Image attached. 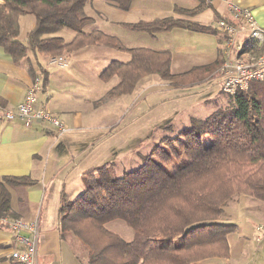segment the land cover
I'll list each match as a JSON object with an SVG mask.
<instances>
[{
	"label": "trees",
	"instance_id": "obj_1",
	"mask_svg": "<svg viewBox=\"0 0 264 264\" xmlns=\"http://www.w3.org/2000/svg\"><path fill=\"white\" fill-rule=\"evenodd\" d=\"M91 1L4 0L0 4V48L15 63L28 61L30 51L35 62L34 67L29 65L33 80L43 77L39 57L70 56L88 46L128 52L127 65L112 62L100 74L103 81L119 79L109 97L130 92L148 75L175 87L195 84L209 79L223 64L220 50L216 62L172 75L169 53L126 50L114 37L96 30L85 33L92 19L84 10ZM107 1L128 11L132 0ZM203 4L201 0L192 10L175 8L176 17L124 26L149 35L174 29L210 33L209 27L189 20L202 12ZM24 16H32L35 26L22 44L19 19ZM219 20L235 25L231 19ZM64 30L75 34L68 43L58 36ZM244 54L257 59L262 49L245 44L239 58ZM0 108L8 109L1 98ZM205 139L209 145L203 144ZM139 159L140 166L121 178H115L108 166L86 172L84 192L71 202L62 199L58 211L61 237L71 233L84 244L86 264H195L228 258L227 236L236 227L219 222L224 204L238 195L264 203V81L253 82L248 90L236 94L230 111L192 119L177 137L161 140ZM33 183L27 177L0 180V218L17 220L11 211L9 188ZM112 221L129 227L133 240L126 242L108 232L104 227ZM176 239L181 243L175 245Z\"/></svg>",
	"mask_w": 264,
	"mask_h": 264
},
{
	"label": "crops",
	"instance_id": "obj_2",
	"mask_svg": "<svg viewBox=\"0 0 264 264\" xmlns=\"http://www.w3.org/2000/svg\"><path fill=\"white\" fill-rule=\"evenodd\" d=\"M3 2L0 0V4ZM93 2L84 10L85 15L92 19L85 33L96 30L114 37L126 50L169 53L172 75L218 60V52L223 51L224 37L215 31V26L220 18L232 20L227 7L229 3L250 10L257 24L264 27V0H203L205 8L189 20L209 27L210 33L174 29L155 35L131 31L124 25L176 17L175 8L192 10L201 0H132L128 11L119 10L107 0L99 1L100 6ZM34 26L32 16L19 19V42L25 44L26 36ZM64 32L68 43L75 34L64 30L58 36ZM60 38L63 39L62 36ZM242 38L238 36L236 40ZM28 58V61L15 63L0 48V98L8 109L22 103L33 81L29 65L34 67L35 62L30 51ZM62 58L66 61V67L62 68L50 65L49 60L37 58L43 73V77L38 78L37 104L61 120L67 128L65 134L57 137L44 124L34 123L25 127L19 120L7 122L0 118V180L4 177H27L34 182L28 187H11L9 192L15 218L38 224L37 264H85L72 237L66 234L61 237L58 211L63 198L71 202L84 192L83 175L86 172L102 166L113 170L117 163L122 167L123 161L133 155L136 166L140 154L138 149L143 144L153 145L161 138L162 130L169 128V132L176 136L190 126L192 119H206L234 104L221 92L220 69L209 79L176 87L148 75L138 80L130 92L109 97V92L119 80L113 77L103 81L100 74L112 62L127 65L131 60L130 53L88 46ZM106 111L110 120H105ZM157 131L159 133L154 137ZM241 198L260 205L246 196ZM251 229L248 227L249 231ZM236 231H239L238 227ZM233 235L227 236L229 257L210 261L229 264L235 253L229 243ZM255 241L258 251L260 248L264 251V235L257 236ZM237 245L240 251L246 247L241 241ZM16 248L11 231L1 227L0 264H15L10 260V253Z\"/></svg>",
	"mask_w": 264,
	"mask_h": 264
},
{
	"label": "built area",
	"instance_id": "obj_3",
	"mask_svg": "<svg viewBox=\"0 0 264 264\" xmlns=\"http://www.w3.org/2000/svg\"><path fill=\"white\" fill-rule=\"evenodd\" d=\"M227 7L235 25L219 20L215 28L224 36L223 64L220 68L222 91L235 96L247 90L252 82L264 81V27L257 24L250 10L240 9L233 3H229ZM238 36L243 38L238 41ZM245 44L261 48L262 54L257 59L239 58ZM49 64L59 68L66 67V61L62 57L50 59ZM39 90L40 82L35 79L27 88L22 103L14 109L0 108V117L7 122L19 120L25 127L34 123L44 124L60 137L67 132V128L58 117L37 104ZM0 225L11 231L16 242L17 248L10 253V260L15 264H37V222L0 218ZM261 229L259 227L257 230Z\"/></svg>",
	"mask_w": 264,
	"mask_h": 264
},
{
	"label": "rangeland",
	"instance_id": "obj_4",
	"mask_svg": "<svg viewBox=\"0 0 264 264\" xmlns=\"http://www.w3.org/2000/svg\"><path fill=\"white\" fill-rule=\"evenodd\" d=\"M99 1H101V0H94L93 4L100 6L101 2H99ZM89 4H88V6H90ZM66 34H67L66 32L61 34V36L64 39L63 40L64 42L67 41L66 40L67 39ZM245 58H247V57H245ZM44 59L50 60L52 58H44ZM150 78H152L154 80H158V81L160 80V78L157 77L156 75H153ZM257 82H259V81H257ZM221 92L225 96L230 98L232 100V102L234 103V96H229V95L225 94L222 91V86H221ZM232 108H233V105L227 106L221 110H218L217 112H219V111H226L227 112V111H230V109H232ZM107 110H109V109H107ZM114 112H115V108H114ZM101 116L104 117L103 115H101ZM107 116H109V113L106 111L105 112V120H110L111 118L110 117L107 118ZM169 131H170L169 128L162 130V132L160 134L161 138L159 140H156L153 145L147 146V144H143V146H141L138 149L139 150L138 152L140 154L138 155V160H137L136 166H135L136 159H135L134 155L127 158V160L123 161V163L121 162L122 167H120V164L117 163V167H115L113 169L114 177L115 178H121L124 173H127V172H130V171L137 169L141 164V161L139 159L140 155L141 156L149 155L151 150L157 144H159L161 142V140L168 139V138H175L180 133L179 132L175 136V135L171 134V132H169ZM158 133H159L158 131L155 132L154 137H157ZM203 144L209 145V140L205 139L203 141ZM123 168L125 170H122ZM241 196H244V195L232 196L228 201H226V203L224 204V206L226 205L225 209H224V214H222V216L219 219V222L222 223V220L227 218L223 222V224L231 225V226L233 225L236 227L233 237H231L229 240L231 247L235 249V253L233 252V256L231 257V261L229 262V264H264V251H262V248H260L258 251V249H257L258 243L255 241V238L257 236L262 237L264 235V203H261L255 199H253V200L255 202H259L260 205H257L258 203L257 204L256 203H249L246 199H242ZM248 198H250V197H248ZM227 220H231L233 223L229 222ZM237 227H238L239 231H236ZM248 227H251L252 229L249 231ZM259 227H261L262 229L257 230ZM104 228L108 232L113 233L115 235H118L120 238H122L126 242H131L133 240V231L129 227H127L122 221H112V222L106 224ZM255 228H256V231H255ZM66 235H70V237H72V240L75 241V246H76L75 248L84 257V259H85L84 261L86 264L87 256H88L87 248L84 246L83 243H81V241L74 238L71 233L66 234ZM240 241L244 242V244L246 245V247L242 251L239 250V246L237 245V243ZM180 243H181L180 239H176L174 241L175 245H178ZM246 254L248 255L247 258H246ZM237 255H238V257H237ZM216 259H226V258H216ZM222 263H223V261H217V263H215V261L209 260L208 262L201 263V264H222Z\"/></svg>",
	"mask_w": 264,
	"mask_h": 264
}]
</instances>
